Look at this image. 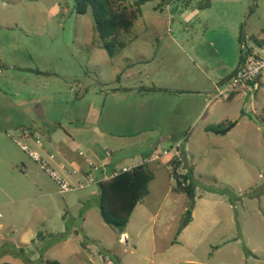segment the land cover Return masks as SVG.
<instances>
[{
    "label": "rangeland",
    "instance_id": "obj_1",
    "mask_svg": "<svg viewBox=\"0 0 264 264\" xmlns=\"http://www.w3.org/2000/svg\"><path fill=\"white\" fill-rule=\"evenodd\" d=\"M118 41L75 0H0V264H264V85L196 98L264 49V0H151ZM30 152L73 186L106 161L154 178L117 228L98 185L62 194Z\"/></svg>",
    "mask_w": 264,
    "mask_h": 264
},
{
    "label": "trees",
    "instance_id": "obj_2",
    "mask_svg": "<svg viewBox=\"0 0 264 264\" xmlns=\"http://www.w3.org/2000/svg\"><path fill=\"white\" fill-rule=\"evenodd\" d=\"M148 1L151 0H75V11L80 15L91 12L96 32L103 40L104 48L110 57H114L124 47L118 38L132 31L135 21L141 15V6ZM187 6L188 4L185 5ZM253 40L258 42L256 38ZM236 95L234 94L231 99ZM117 171L119 170L114 168L110 173ZM174 175L179 185H184L188 179L187 175L183 176L182 180H180L182 175H176L175 172ZM153 178V173L142 164L131 171L120 172L116 176L101 180L97 185L100 212L105 223L117 228L127 226L139 202L148 195V187ZM184 191L190 197H194L191 185L185 187ZM46 263L61 264L57 261Z\"/></svg>",
    "mask_w": 264,
    "mask_h": 264
},
{
    "label": "built area",
    "instance_id": "obj_3",
    "mask_svg": "<svg viewBox=\"0 0 264 264\" xmlns=\"http://www.w3.org/2000/svg\"><path fill=\"white\" fill-rule=\"evenodd\" d=\"M264 78V49L261 50H247L246 57L244 59L243 64L240 68L232 75V77L223 85L218 86L216 90L218 91L215 99L222 98L224 100H229L234 94H237L242 91H247L252 89L254 91L259 90V81ZM26 150V148H23ZM169 152L164 151L163 155H168ZM182 155V153L177 149L176 156ZM30 156L41 165V168L45 170L50 177L57 182L59 185L60 193H69L74 192L78 189H84L93 184H98L101 180L107 179L113 176L118 175L120 172H128L131 171L133 168L142 165L139 164L134 167L124 168L119 170L115 173H106L109 161L103 163L101 168L94 167V170L97 171L99 174L97 177L89 176L88 182L82 183L78 182L76 186L71 185L64 177H62L56 170L50 167L46 162L43 161L42 157L38 153L30 152ZM160 155H152L150 161H157L160 160ZM2 214L0 213V227L2 226Z\"/></svg>",
    "mask_w": 264,
    "mask_h": 264
},
{
    "label": "crops",
    "instance_id": "obj_4",
    "mask_svg": "<svg viewBox=\"0 0 264 264\" xmlns=\"http://www.w3.org/2000/svg\"><path fill=\"white\" fill-rule=\"evenodd\" d=\"M194 13H195V12H193V11H186L183 15H184L185 18H189V17L193 16ZM245 57H246V54H245V56H244L243 59L240 58L237 62H235V66H234L235 68L232 70V72H231L230 75H228L227 77L222 78V79L218 80L217 82H214V83H213V84H214V88L212 89V91H209L208 94H207V93H204V92H206L207 89H208V90L210 89V88H205V90H203L204 92H199V93H197L196 98H197L199 101H201V102L203 103V107H202L201 113H202V112L204 111V109L209 105V102H211V101H208V98L211 96L210 94H211L214 90H216V88H217L218 86L223 85L224 83H226V82L232 77V75H233V74H234V73L240 68V66L243 64ZM259 85H260L259 89L264 85V80H263V79L260 80ZM206 87H208V86H206ZM239 93H240V92H239ZM239 93H237V94H239ZM207 97H208V98H207ZM210 98H211V97H210ZM212 100H213V99H212ZM201 102H200V103H201ZM201 113L197 116V119L201 116ZM25 138H27V136H25ZM68 142H69V144H71V141L68 140ZM72 142H73V143H76L75 140H72ZM52 157H53V156H52ZM53 159L55 160L56 165H57L62 171H64V172L67 174V176H69V177H73V176H74V173H72L71 170L67 167V163H66V161H64V160H60V159L56 158L55 156L53 157ZM71 161H72V160H70V162H71ZM109 163H110V164H109V166H108V169H107L106 173H110V171H111L112 169L116 168V167L112 164L111 161H109ZM24 168H25V166L23 165L22 168H20V171H23ZM26 174H27V173H26ZM86 175H88V174L86 173ZM0 228H2V226H1Z\"/></svg>",
    "mask_w": 264,
    "mask_h": 264
},
{
    "label": "water",
    "instance_id": "obj_5",
    "mask_svg": "<svg viewBox=\"0 0 264 264\" xmlns=\"http://www.w3.org/2000/svg\"><path fill=\"white\" fill-rule=\"evenodd\" d=\"M234 127V124L231 125L230 127H228L225 131H223L222 133L225 134L227 133L231 128ZM190 219H191V213H188L187 214V218H186V221H185V225H187L189 222H190Z\"/></svg>",
    "mask_w": 264,
    "mask_h": 264
}]
</instances>
